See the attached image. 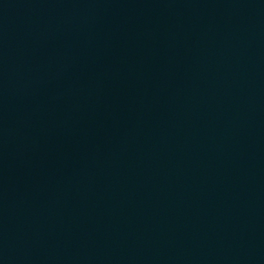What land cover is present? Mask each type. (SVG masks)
<instances>
[{
  "label": "water",
  "instance_id": "1",
  "mask_svg": "<svg viewBox=\"0 0 264 264\" xmlns=\"http://www.w3.org/2000/svg\"><path fill=\"white\" fill-rule=\"evenodd\" d=\"M0 264H264V0H0Z\"/></svg>",
  "mask_w": 264,
  "mask_h": 264
}]
</instances>
